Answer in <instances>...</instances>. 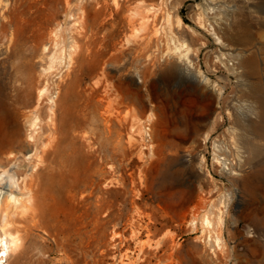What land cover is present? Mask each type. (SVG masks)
Segmentation results:
<instances>
[{"label":"rangeland","instance_id":"obj_1","mask_svg":"<svg viewBox=\"0 0 264 264\" xmlns=\"http://www.w3.org/2000/svg\"><path fill=\"white\" fill-rule=\"evenodd\" d=\"M122 1L132 8L139 2ZM145 1L160 10L148 13L144 27L140 18L121 26L96 71V62L79 57L69 67H52L53 48L44 49L52 44L41 40V24L57 13L63 19L65 0H0V99L19 98L25 116L18 118V137L25 139L26 117L33 116L27 111L47 87L36 113L42 133L35 149L42 154L51 143L38 170L50 235L34 228L24 249L37 257L13 252L7 264H40L35 258L46 264H264V139L253 140L261 153L246 152L253 137L247 124L264 110V0ZM70 2L75 8L79 1ZM247 33L254 38L245 45L239 38ZM178 43L189 46L187 56ZM240 51L257 55L258 75L246 71ZM198 70L216 88L202 83ZM52 104L57 125L51 130ZM134 116L142 132L139 124L132 129ZM215 143L226 145L231 158L239 149L247 155L238 174L216 160ZM10 146L20 149L0 138L2 169ZM221 197L230 204L218 239L203 217L212 205L225 209Z\"/></svg>","mask_w":264,"mask_h":264},{"label":"bare ground","instance_id":"obj_2","mask_svg":"<svg viewBox=\"0 0 264 264\" xmlns=\"http://www.w3.org/2000/svg\"><path fill=\"white\" fill-rule=\"evenodd\" d=\"M61 1L62 0H57L58 4L61 3ZM77 1H79L77 6L75 8H72L70 0H65L64 3L66 4V10L64 9L65 12L63 11L64 14L62 13L64 15L63 19H59L58 18L59 14L57 13V14H53L54 16L52 18L46 17L47 19H45V21L43 20V22L41 24V27H43V29H44V31L42 32L41 40L50 42L52 44V46H49V47L44 45L45 46L44 49L50 50L51 48H53V53L50 56L52 67H53V65H61L62 66L63 63H65V64L67 63L68 64L67 67H69L70 64L74 62L73 60L76 57L77 58L79 57V59H81L82 61L92 60V61L96 62V71H97V69L100 67V63H101L100 61L102 60V58L106 54H108L107 52L109 51L113 40L119 34V30H120L121 26L122 27L125 25L134 26L137 18H140V25L142 27H144L149 23V21L151 19L148 16V13L153 11V12H156V14H157V12L161 8V6H159V4L157 5L156 3H153V2L147 3L145 0H139V2L133 8L128 6L127 4H125L122 0H112L111 2L109 0H77ZM126 1H128V0H126ZM205 1H207V0H205ZM207 2H205V4ZM207 4H209V3H207ZM0 5H1V3H0ZM207 9L212 11L214 8H212L208 5ZM208 10H205V11H208ZM51 12L53 13V11H51ZM61 16H60V18H62ZM166 20H167L168 24H171V15L168 12H166ZM197 20L199 21V23L201 24L202 27L206 26L207 20H206L205 16H203V14L202 15L199 14ZM236 21H238V20H236ZM178 23L179 24L182 23L181 18L178 19ZM4 24H5V26H9L11 23L5 22ZM252 24H254V23H252ZM237 25L239 26V24H236L235 26H237ZM240 26H241V24H240ZM235 28H237V27H235ZM47 29H49L48 33L46 31ZM234 31H235V29H234ZM234 33L235 32H233V34ZM258 33H260V32H258ZM261 34H262V31H261ZM252 38H254V37H251V35L247 33V35L240 37L239 40L241 42H243L242 44L247 45L252 41ZM218 39L220 40L219 37H218ZM80 40L82 42L81 44L79 43ZM220 42H222V41H220ZM82 46L86 47V49L84 51L81 49ZM113 46H114V44H113ZM177 48L185 56H187L190 52V48L186 43H178ZM239 55H241L243 58L242 63H244V65H245L244 68L246 69V71L252 75H258L260 72V65L258 62L257 55H254V54L245 55V54H243V51H240ZM112 60H114V59H112ZM106 61H108V60H106ZM80 70L82 73H84V67L83 66L80 68ZM97 74H99V73H97ZM196 76L199 77V80L202 83L207 84V85H211L212 87L216 88L215 83L206 74H204L202 71H200V70L196 71ZM66 77H67V75H66ZM97 77H99V76H97ZM100 77H102V76H100ZM97 79H99V78H97ZM110 83H112V82H110ZM97 84H99V83H97ZM108 85H110V84L108 83ZM260 87H261V83L256 82V83H254L253 90L255 92L260 91ZM112 88L114 89V87H112ZM106 89H107V87H106ZM4 90H5V86L3 84V79H2V77H0V93H3ZM47 90H48V88L45 86H43V88L39 89L38 97L36 100V105L34 106V108L31 107V108H33V109H31V111H29V112L27 111V113H31V115H33V116H31V118L28 119V117H30V114L29 115L27 114L28 117H26V119L30 120V124L28 121L30 128L28 127L29 132H28L25 139H19V137H18V135H19L18 134L19 129L17 126V122L19 121L18 118L21 115H24V113H21L20 111H18L17 104L19 103V98L17 96H14V95H11V94L8 95L7 94L8 100L0 99V138H1V141L2 142L6 141V142H10V143H16V141H17L18 145H20L19 150L13 149L14 146H10L7 148L8 149L7 155L8 156L6 159L9 162V165L6 166L7 168H5V169L4 168L2 169V167H0L2 169V172H0V252H1L0 264H7L6 262L9 258V256L11 255V253H13V252L17 253V255L19 257L20 256L22 257L24 255H29L31 253V251L24 249V245L26 244L28 234H30V232L34 228H42L49 235L51 232L47 226L43 225V218H44L43 212L44 211H43V207L41 205L40 199H41V195L43 197L46 196V191H44V189L40 185L41 178L38 174L39 168L40 167L42 168V166H44V164L46 162V159L44 158L43 154H45V150L48 148L47 144L50 145L51 143L45 144L46 148H45V150L43 149L44 151L42 150L44 152L42 154H39V152H37V150L35 149V145H37V142H38L39 137H40L39 135H41V133H42V132L40 133V130H41L40 126L42 124L41 125L39 124V126H38V122H37L39 120L37 116H40V114L37 115L38 114L37 111L38 110L41 111L40 107H41L42 98L48 92ZM22 91H23V89H22ZM28 102H30V101H28ZM106 103H107V101H106ZM54 105H57V104L54 103ZM54 105L52 104V106L51 105L49 106L50 107L49 112H51V114L49 116L50 117L49 122H50V126H51L50 129L51 130L56 129V125H57V123H56L57 118H56V113L54 110ZM108 105H109V103H108ZM106 107H107V105H106ZM27 110H28V108H27ZM106 112L107 111L105 110L104 114ZM108 112L110 113V111H108ZM112 112H114V111H112ZM114 115L118 116L116 114H114ZM125 116L126 115H124V117ZM134 117H135L134 120H132L134 122L131 123L132 129L136 126V124H139L140 125V132H142L141 131L142 127H141V122H140L141 118H139L138 116H134ZM152 118L150 116L149 118H147V121L150 122L152 120ZM22 119H23V117H22ZM149 122H147V123H149ZM110 123H111V121H110ZM247 126L252 130L253 137L251 139H247V141H246L248 143V147L246 149V152H248V154L251 156H256L262 152V149L253 140L258 139V138L264 139V110H262L261 114H259V121L258 122L251 121V123L247 124ZM148 129H150V128H148ZM50 134H51V132H50ZM49 135H48V139H49V137H50V139H53V140L56 139L53 136L51 138V136H49ZM143 137H146V136L143 135ZM143 139H145V138H143ZM42 142L44 143V141H42ZM48 142H50V141H48ZM51 142H54V141H51ZM214 145H215L214 146L215 147V150H214L215 155L214 156H215L216 160L220 163V165H222V167L225 170H227L229 173H234V174L237 173L238 174V171H236V167L237 166H240V167L243 166V164L245 163V159H246L247 155L242 153L243 152L242 149H239L240 152L237 154V156H235L237 158H234V157L231 158L230 150L228 149V147L226 145H224L222 143H215ZM0 166H3V164L1 162H0ZM221 198H220V200H218V201H220L218 203H225L224 204L225 207L223 206L225 209L222 210L221 207H219L220 204L219 205L218 204L212 205V207L204 214V217H203V225H205L206 227H211L215 230L217 229V232L219 231L216 235V238H218V239L222 238L220 230L224 226L225 213L228 209V204H230L228 202V200H229L228 198H225L224 200H223V198L222 199ZM213 213H214V215L212 216ZM57 222H59V220ZM33 232H34V230H33ZM35 233H37V231H35ZM39 236H41V234ZM43 237H44V235H43ZM37 254H38V252H37ZM35 256L33 253H31L30 258L32 259ZM46 260H47L46 258H35L34 262H38L40 264H46V262L49 261V260L48 261H46Z\"/></svg>","mask_w":264,"mask_h":264}]
</instances>
